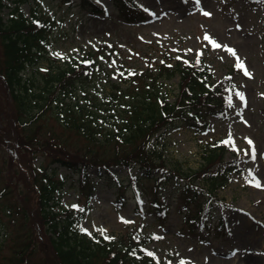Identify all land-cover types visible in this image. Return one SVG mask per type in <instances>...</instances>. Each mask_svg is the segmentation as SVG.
Returning <instances> with one entry per match:
<instances>
[{
    "label": "rangeland",
    "instance_id": "rangeland-1",
    "mask_svg": "<svg viewBox=\"0 0 264 264\" xmlns=\"http://www.w3.org/2000/svg\"><path fill=\"white\" fill-rule=\"evenodd\" d=\"M73 1L5 0V19L19 7L26 15L36 10L53 20L47 49L38 64L29 66L24 74H31L36 84H42L41 74L46 68H56L68 56H81L83 51L99 45V52L112 56L110 64L103 61L109 73L98 68L93 75L99 91H110L123 68H133L141 75L153 74L156 66L172 54L190 64L208 66L216 86L225 83L223 79L232 68L233 87L225 91V113L220 117L210 115V127L205 130L195 131L180 123L159 131L151 139V146L167 170L158 167L152 173L167 177L170 168H199L208 145L221 140L229 143L225 161H235L243 172L232 174L231 181L217 190V198L206 200L205 209L198 213L194 208L189 210L182 200L170 197L163 201L158 196L174 189V184L161 192L153 183L126 181L137 176L145 179V171L138 167L127 170L114 166L106 175L105 170L100 175L93 167L86 170L90 179L82 182L74 170L49 164L44 153L35 152L34 147L22 148L17 140L5 137L0 141V241L4 240L0 264H10L13 242L26 238L30 224L23 225L18 203H27L21 194L27 190L31 173L42 166L49 173L54 171L60 187L58 198L64 207H73L80 197L78 206L82 207L93 188L92 209L80 223L89 236L96 230L109 237L128 230L151 235L144 248L163 264H264V0H200L199 4L195 0H134L140 11L135 21L127 20L124 1L92 0L103 11L85 7L86 1ZM213 41L221 47H215ZM228 49L235 50V55ZM239 62L251 78L236 66ZM89 81L78 86V95L86 92ZM177 82L178 75L165 80L171 100ZM92 87L88 93L98 96ZM238 93H243L245 100ZM13 107L8 90L0 82V126L5 131L12 129ZM47 110V115L36 122L35 134L41 141L50 134L60 135L69 151L79 149L82 139L78 134L61 126ZM249 139L255 146V159ZM45 169L41 168L39 174ZM117 179L126 182L120 186ZM257 183L261 186H255ZM205 187L197 181L195 191L204 192ZM160 209L164 210L162 216L156 211ZM10 210L12 214L8 215ZM34 231L37 239H42L43 227L36 226ZM40 252L33 262H40Z\"/></svg>",
    "mask_w": 264,
    "mask_h": 264
},
{
    "label": "trees",
    "instance_id": "trees-1",
    "mask_svg": "<svg viewBox=\"0 0 264 264\" xmlns=\"http://www.w3.org/2000/svg\"><path fill=\"white\" fill-rule=\"evenodd\" d=\"M84 1L94 6L90 0ZM119 1H124L128 21L140 18L133 0ZM61 2L72 4V0ZM5 7V0H0V82L10 94L15 115L12 129L6 130L9 135L0 126V141L8 137L17 140L22 148L34 147L35 152L46 155L45 160L50 159L49 164L56 163L76 171L82 182L90 179L87 168L96 167L107 172L114 165L127 170L138 167L145 171V179L137 176L138 179L133 178L131 182L153 183L161 192L163 187L174 184L169 195L159 193L158 196L182 200L198 213L205 208L206 200L217 198V190L231 181L232 173L242 172L235 161L224 160L229 143L221 140L208 145L199 168L182 171L170 168L167 177H155L152 173L158 167L167 169L164 162L155 157L158 151L151 146V139L167 126L180 123H186L195 131L209 128V116L220 117L227 109L224 92L227 86H232L228 78L224 79L226 87L215 86L208 67L169 57L157 65L153 74L143 72L141 75L133 68H123L117 74L119 81H112L110 91H100L97 96L88 93L90 85L99 91L93 84V75L98 68H103L100 64L103 59L112 60V56L99 52V45L83 51L81 56H68L56 68H46L41 74L44 81L36 84L31 74H24L25 69L37 65L43 56L53 21L35 10L27 16L18 8L5 19L2 14ZM175 75L179 76L178 87L175 99L170 100L165 79ZM86 81H89L86 92L78 95V86ZM122 83H126L124 87ZM73 94L77 98L74 97L75 101ZM47 109L61 126L78 134V139H82L79 149L69 151L60 135L50 134L41 141L35 134L36 122L47 115ZM41 168L34 169L27 190L21 194L27 203H18L21 221L23 225L30 224V228L26 238L13 242L10 264H163L153 255L149 256L150 252L144 248L153 238L151 235L128 230L117 237L99 232L89 236L79 226L84 210L63 206L55 209L61 206L60 187L53 177L54 171L49 173L45 169V173L39 174ZM197 181L206 185L204 192L195 191ZM118 182L121 186L122 180ZM201 195L204 197L199 199ZM158 211L160 216L164 214V210ZM11 214L12 211L8 215ZM36 226L43 227L44 236L40 240L34 231ZM3 241H0V249H3ZM40 251L42 259L39 263L33 262Z\"/></svg>",
    "mask_w": 264,
    "mask_h": 264
},
{
    "label": "snow or ice",
    "instance_id": "snow-or-ice-1",
    "mask_svg": "<svg viewBox=\"0 0 264 264\" xmlns=\"http://www.w3.org/2000/svg\"><path fill=\"white\" fill-rule=\"evenodd\" d=\"M195 2H196L197 4H199V3H200V0H195ZM203 14L206 15V16H210V15H211L210 13H207V12H204ZM205 38H206V39H210V37H207V36H206ZM213 44H214V46L217 47V48L221 47V45L216 44L215 41H213ZM228 51L231 52L233 55H235V50L228 49ZM237 60H239L238 57H237ZM197 62H198V61H197ZM236 66H237L238 68H240V69H243L244 74H245L246 76H249V78H251V73L248 72V70H247L246 66L243 64V62H239V63H237ZM238 95H239V97H240L241 100H245V97H244V94H243V93H238ZM248 143H249L250 145H252V158L255 159V146H254V143H253L250 139L248 140ZM255 186L260 187L261 185H260L259 183H257ZM73 207H78V206H75V205H74ZM101 231H103V230H101ZM105 238H106V239H113V238H109V237H105ZM148 255H149V256H152L153 253H148ZM181 264H185V262H184V261H181Z\"/></svg>",
    "mask_w": 264,
    "mask_h": 264
}]
</instances>
